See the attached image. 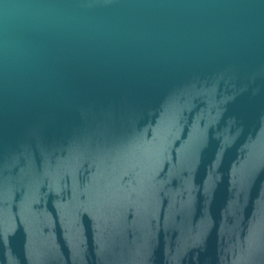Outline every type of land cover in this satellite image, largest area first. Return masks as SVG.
<instances>
[{"label":"water","instance_id":"95a60500","mask_svg":"<svg viewBox=\"0 0 264 264\" xmlns=\"http://www.w3.org/2000/svg\"><path fill=\"white\" fill-rule=\"evenodd\" d=\"M0 264H264V0H0Z\"/></svg>","mask_w":264,"mask_h":264}]
</instances>
